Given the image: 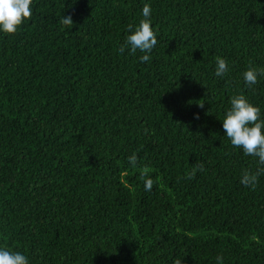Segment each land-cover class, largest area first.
<instances>
[{
  "label": "trees",
  "instance_id": "trees-1",
  "mask_svg": "<svg viewBox=\"0 0 264 264\" xmlns=\"http://www.w3.org/2000/svg\"><path fill=\"white\" fill-rule=\"evenodd\" d=\"M145 4L157 44L140 62L118 49ZM30 8L16 33L0 31V248L28 264H264V174L240 183L261 165L222 122L236 95L264 120V76L243 78L264 69V0Z\"/></svg>",
  "mask_w": 264,
  "mask_h": 264
},
{
  "label": "clouds",
  "instance_id": "clouds-1",
  "mask_svg": "<svg viewBox=\"0 0 264 264\" xmlns=\"http://www.w3.org/2000/svg\"><path fill=\"white\" fill-rule=\"evenodd\" d=\"M32 0H0V31L7 34L16 33L17 29L32 16L30 5ZM59 23L72 27L74 24L72 15L63 16ZM130 33L120 44L118 51L123 54L125 49H129V54L134 55L137 50L146 53L139 59L140 62L150 60V53L157 44V36L152 28L151 8L145 4L142 9V18L138 25L129 24L127 28ZM217 66L215 75L223 77L227 71V61L221 57H216ZM258 76H264V69H257L249 66L243 73V78L248 86L258 82ZM231 107L227 110L222 122L223 129L235 148L243 150L244 155L258 158L261 165L255 172L244 170L241 174L240 183L246 187L255 188L258 178L264 174V120L260 118V108L251 104L244 95H236L231 98ZM203 108V103H198ZM195 118H199L198 114ZM129 162L135 166L137 155L128 157ZM197 169L203 171V164L194 167L186 174L187 179L195 177ZM149 173L147 166L141 169V178L144 179ZM154 181L151 178L145 179L144 187L146 191H151ZM217 264H223V257L217 256ZM0 264H28V259L19 251L7 248H0ZM173 264H185L181 259H175Z\"/></svg>",
  "mask_w": 264,
  "mask_h": 264
}]
</instances>
